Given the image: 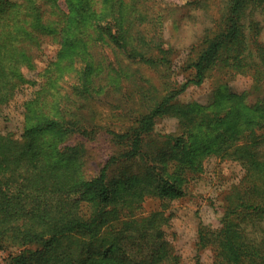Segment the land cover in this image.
Masks as SVG:
<instances>
[{
	"label": "trees",
	"instance_id": "1",
	"mask_svg": "<svg viewBox=\"0 0 264 264\" xmlns=\"http://www.w3.org/2000/svg\"><path fill=\"white\" fill-rule=\"evenodd\" d=\"M222 10L190 55L186 86L225 69L251 76L250 93L221 90L203 106L179 102L181 89L161 96L136 85L129 123L105 130L119 152L87 177L61 145L76 134L92 139L98 128L83 112L135 73L123 63L168 72L173 49L161 31L143 28L160 19L137 0H0V114L38 86L23 102L22 134L0 132V252L21 250L8 264H179L166 210L210 156L237 163L243 176L224 197L220 229L201 227L198 245L212 246L223 264H264V0H224ZM47 38L62 49L37 82L28 75ZM69 70V93L59 96L58 75ZM162 119L176 120L177 130L156 133ZM147 200L158 209L143 215Z\"/></svg>",
	"mask_w": 264,
	"mask_h": 264
},
{
	"label": "rangeland",
	"instance_id": "2",
	"mask_svg": "<svg viewBox=\"0 0 264 264\" xmlns=\"http://www.w3.org/2000/svg\"><path fill=\"white\" fill-rule=\"evenodd\" d=\"M223 1L137 0V9L143 10L145 14L148 13L151 19L154 18L153 20L157 22L160 19L159 23L153 25L148 24L147 20L143 28L148 30L147 32H156V29L162 32L164 41L173 49L170 57L171 68L165 72L164 68L154 69L132 61L123 63L136 74L129 73L128 80L125 75H121L117 80L120 85L119 90L108 92L105 88L100 92L98 100L86 106V111L83 113L94 121L93 124L98 130L92 139L79 134L68 137L61 145V152L65 154L66 160L81 165L85 175L93 177L100 172L109 158L119 152V147L112 142L111 136L105 130L106 127L122 129L120 126L129 123L128 111L135 108L139 100L138 93H133L136 85L144 87L152 85L159 90L161 96L173 88L181 89L177 97L179 102L203 106L210 104L221 90L236 94L250 93L253 84L251 76L238 71L227 72L225 69L211 70L202 84L189 83L186 86L193 74V71L187 69L186 64L190 61V55L194 58L206 32L215 30L219 24ZM61 6L66 9L63 2ZM261 40L264 42V31ZM61 49L62 46L47 38L37 52V67L35 72L28 75L29 78L44 82L46 70L57 61ZM105 56L108 60L112 57L109 53H105ZM111 59V62L115 63L114 58ZM113 68L116 69L117 66ZM71 75V70L58 75L64 76L60 77L58 83L59 96L69 93L72 84ZM37 88L38 86L26 87L17 94L4 113L0 114V132L4 134L11 132L17 137L22 134L23 102L32 98ZM248 101L252 104L254 97L249 96ZM177 128L176 120L162 119L156 127V133L169 134L175 132ZM70 147L76 150H67ZM204 170L202 175L191 180L186 196L172 202L166 210V215L170 216L171 220L165 227V233L179 259V264H223L221 258L217 259L212 246L202 248L198 245L199 230L201 227L212 231L220 229L224 197L232 186L239 183L243 171L237 163L221 161L213 156L205 159ZM143 204V215L158 209V204L152 200H147ZM259 226L264 230V220ZM19 251L21 250L13 249L9 252H0V264H8L9 256Z\"/></svg>",
	"mask_w": 264,
	"mask_h": 264
}]
</instances>
